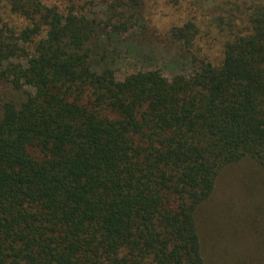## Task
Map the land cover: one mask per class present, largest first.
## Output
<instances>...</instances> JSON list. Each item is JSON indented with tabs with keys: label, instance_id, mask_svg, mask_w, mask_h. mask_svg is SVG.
I'll list each match as a JSON object with an SVG mask.
<instances>
[{
	"label": "trees",
	"instance_id": "16d2710c",
	"mask_svg": "<svg viewBox=\"0 0 264 264\" xmlns=\"http://www.w3.org/2000/svg\"><path fill=\"white\" fill-rule=\"evenodd\" d=\"M148 1L0 0V264H208L223 175L264 169V0H234L217 56L224 25L173 22L190 73L119 78Z\"/></svg>",
	"mask_w": 264,
	"mask_h": 264
},
{
	"label": "rangeland",
	"instance_id": "374dc122",
	"mask_svg": "<svg viewBox=\"0 0 264 264\" xmlns=\"http://www.w3.org/2000/svg\"><path fill=\"white\" fill-rule=\"evenodd\" d=\"M246 4L243 3L241 8ZM234 11V0H186L177 9L163 0L148 1L143 15L151 22V28L141 40L143 46L132 48L125 54L124 61H120L117 76L122 78L139 67L159 68L168 78L178 72L190 73L180 50L169 41L168 27L178 18L191 14L205 27L224 25L221 34H218V28L209 29L206 33L209 38L202 41L204 49L211 48L217 56L218 39L228 32V27L220 20L224 22ZM212 200L213 206L201 220L204 258L208 264L217 261V264H246L258 251L264 255V169L250 160L230 167ZM237 254L243 257L239 259Z\"/></svg>",
	"mask_w": 264,
	"mask_h": 264
}]
</instances>
